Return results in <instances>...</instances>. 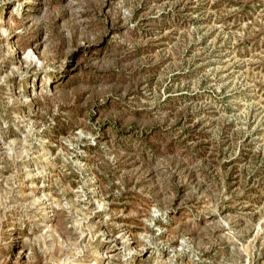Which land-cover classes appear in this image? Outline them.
<instances>
[{
	"label": "rangeland",
	"instance_id": "374dc122",
	"mask_svg": "<svg viewBox=\"0 0 264 264\" xmlns=\"http://www.w3.org/2000/svg\"><path fill=\"white\" fill-rule=\"evenodd\" d=\"M0 264H264V0H0Z\"/></svg>",
	"mask_w": 264,
	"mask_h": 264
}]
</instances>
